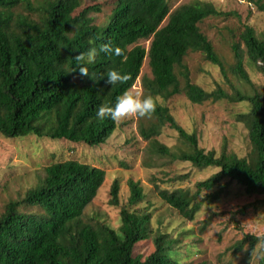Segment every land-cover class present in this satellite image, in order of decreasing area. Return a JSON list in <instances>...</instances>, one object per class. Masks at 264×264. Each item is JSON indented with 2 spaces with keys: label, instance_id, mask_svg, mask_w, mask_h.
Segmentation results:
<instances>
[{
  "label": "trees",
  "instance_id": "16d2710c",
  "mask_svg": "<svg viewBox=\"0 0 264 264\" xmlns=\"http://www.w3.org/2000/svg\"><path fill=\"white\" fill-rule=\"evenodd\" d=\"M239 1L253 3L264 13L260 1ZM79 8L80 0H0V136H35L103 146L115 131L116 120H99L96 110L100 105L114 106L134 85L147 56L151 76L141 79L142 98L152 96L156 107L151 115L144 116L153 122L140 127L139 136L156 156L186 162L198 170L217 169L197 182L194 192L155 187L159 198L192 221L202 201L219 199L221 191L212 190L223 180L235 182L247 195L264 196V83L252 95L230 96L219 87L207 92L191 82L183 63L188 52H199L224 73L222 62L198 25L226 14L205 0H192L171 13L167 0H116L107 23L98 26L89 17L91 12H100L97 5ZM16 9L21 12L16 13ZM141 40L149 41L147 51L137 45ZM240 41L244 50L232 45V71L251 85L244 57L264 79V36L258 38L246 26ZM106 43L120 48L121 54L100 53L87 65L89 76H82L78 70L69 72L76 55ZM110 69L127 73L129 78L107 85L100 78ZM180 94L193 105L221 100L248 103L249 112L238 116L247 128L251 146L248 157L238 158L226 148L218 155L200 149L196 132L184 130L169 109L157 102ZM165 126L176 132L185 150L172 154L156 140ZM104 179L102 169L73 160L47 166L40 183L22 199L8 202L0 214V264H178L169 254L172 241L161 233L154 237L150 255L144 259L133 256L134 246L147 240L150 233V213L129 210L144 199L139 182L127 181L129 196L126 207L120 208L118 230L84 221V210ZM185 179L186 175L176 177ZM203 192L207 193L199 201ZM109 197V205L118 207L117 180L111 183ZM21 206L38 208L40 213H21ZM258 242V237L245 235L236 250L247 244L248 261ZM257 263L264 264V255Z\"/></svg>",
  "mask_w": 264,
  "mask_h": 264
},
{
  "label": "rangeland",
  "instance_id": "374dc122",
  "mask_svg": "<svg viewBox=\"0 0 264 264\" xmlns=\"http://www.w3.org/2000/svg\"><path fill=\"white\" fill-rule=\"evenodd\" d=\"M191 1L167 0L169 13ZM205 1L226 14L219 18H207L198 25L222 62L224 73L206 62L201 53L188 52L183 63L188 68L190 80L207 92L219 87L230 96L237 93L252 95L261 88L264 79L256 66L247 61V57H244L243 62L251 85L239 79L232 71L235 63L232 45H239L240 50H244L240 35L246 26L252 28L258 38H262L264 13L248 1ZM254 1L264 3V0ZM115 4L116 0H80L79 10L97 5L100 12H91L89 17L94 24L101 26L107 23ZM15 12L19 13L21 10L16 9ZM167 19L168 17L161 27L166 24ZM137 45L147 51L149 41L141 40ZM144 76H151L147 56L134 85L127 91L128 94L142 98L141 79ZM157 102L169 109L184 130L196 132L198 147L204 152L214 151L218 155L226 148L228 153H233L238 158L248 157L251 146L247 128L238 119L239 115L249 112L248 103L221 100L193 105L182 94L166 101L158 99ZM152 122V119L134 113L119 118L113 134L103 146L98 147L35 136L16 139L0 136V214L8 202L22 199L28 190L40 183L47 166L73 160L100 168L105 173V179L95 198L84 210L85 222L97 221L118 230L120 208L126 207L129 196L127 181L139 182L144 199L129 210L150 213V233L147 240L134 246L133 256L144 259L150 255L154 251V237L161 233L172 241L169 254L178 264H258V259L264 255V196L247 195L242 187L226 179L212 190L221 191L218 200L213 203L202 201L207 193L203 192L198 198L202 202L194 219L188 221L182 218L159 198L155 187L169 192L177 189L194 192L195 184L207 179L217 169L198 170L189 163L153 154L148 143L139 136V128H146ZM156 140L172 154L186 149L176 132L168 126L161 129ZM183 175H186L185 180H176V177ZM114 180L119 183L118 207L108 203L109 189ZM19 211L25 214L40 213L38 208L28 206H21ZM245 235L259 238L248 261L245 258L247 244L242 250H236L237 243Z\"/></svg>",
  "mask_w": 264,
  "mask_h": 264
},
{
  "label": "clouds",
  "instance_id": "9594fccd",
  "mask_svg": "<svg viewBox=\"0 0 264 264\" xmlns=\"http://www.w3.org/2000/svg\"><path fill=\"white\" fill-rule=\"evenodd\" d=\"M112 52L116 55H120L121 49L118 47L114 49L110 43L103 44L99 46V48L90 47L86 52L79 53L74 57L75 65L71 68V70H69V72L78 70L82 76H89L87 65L93 63L100 53ZM128 78L129 76L127 73H122L118 69H110L100 79H104L105 84L107 85H115L118 82L127 80ZM155 107V100L152 96L139 98L126 92L117 98L114 106L100 105L97 108L95 115L99 120H103L105 118L117 120L133 113L144 117L151 115L155 110Z\"/></svg>",
  "mask_w": 264,
  "mask_h": 264
}]
</instances>
